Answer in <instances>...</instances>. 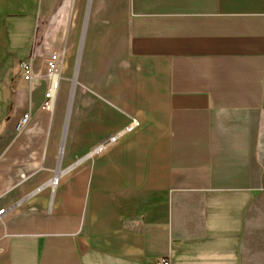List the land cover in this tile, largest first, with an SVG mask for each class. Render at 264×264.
I'll return each instance as SVG.
<instances>
[{
	"label": "crops",
	"instance_id": "1",
	"mask_svg": "<svg viewBox=\"0 0 264 264\" xmlns=\"http://www.w3.org/2000/svg\"><path fill=\"white\" fill-rule=\"evenodd\" d=\"M68 28L51 110L44 75L0 83V264H264V0H72Z\"/></svg>",
	"mask_w": 264,
	"mask_h": 264
},
{
	"label": "rangeland",
	"instance_id": "2",
	"mask_svg": "<svg viewBox=\"0 0 264 264\" xmlns=\"http://www.w3.org/2000/svg\"><path fill=\"white\" fill-rule=\"evenodd\" d=\"M1 1L4 3V0H0V4ZM39 1L37 0L38 4H36V8L38 7L39 9L37 8V12L32 14L33 18H30V14L20 19L19 15L0 13V83L2 89L6 86L8 87L9 83L14 81L16 77L23 78L25 70L22 64L27 61L31 63L33 70L36 69L35 71L41 72L38 75L41 77L45 71L44 52L49 49L66 48L65 43L69 30L72 0H60L61 3H56L49 14L43 13L40 9ZM81 15L77 21V30L73 36L76 44L77 40L80 39L79 32L82 30L83 25ZM78 51L79 43L72 52V74L75 70L74 61L75 59L78 61L79 58ZM66 64L67 60H65ZM70 80L72 88V75ZM70 93L71 89H69V101Z\"/></svg>",
	"mask_w": 264,
	"mask_h": 264
},
{
	"label": "built area",
	"instance_id": "3",
	"mask_svg": "<svg viewBox=\"0 0 264 264\" xmlns=\"http://www.w3.org/2000/svg\"><path fill=\"white\" fill-rule=\"evenodd\" d=\"M64 57V49H49L44 52V77L46 79V85L44 88L43 93V100L41 103V108L45 110H51L54 105L56 93H57V82L54 80L58 74H60V68L62 66V61ZM23 69L25 70V78L30 79L33 76H38L39 74L36 73L33 68L31 67V63L29 61L24 62L22 64ZM30 118L29 111L23 113L19 120L17 121L15 128L17 130L24 127ZM117 138V134H113L109 136L107 139L101 140L96 147H94L89 155H95L98 153L103 152L110 143L114 142ZM9 207H2L0 208V218L2 215L7 212ZM155 264H171L169 257H159Z\"/></svg>",
	"mask_w": 264,
	"mask_h": 264
},
{
	"label": "water",
	"instance_id": "4",
	"mask_svg": "<svg viewBox=\"0 0 264 264\" xmlns=\"http://www.w3.org/2000/svg\"><path fill=\"white\" fill-rule=\"evenodd\" d=\"M89 3H90V0H89ZM88 13H89V7H88V9H87V15H86V19H85V22H84V25H83V31L85 30V27H86ZM82 39H83V35H82V37H81V41H80V45H79V53H80V51H81Z\"/></svg>",
	"mask_w": 264,
	"mask_h": 264
},
{
	"label": "bare ground",
	"instance_id": "5",
	"mask_svg": "<svg viewBox=\"0 0 264 264\" xmlns=\"http://www.w3.org/2000/svg\"><path fill=\"white\" fill-rule=\"evenodd\" d=\"M62 64H63V61H62ZM60 71H61V68H60ZM59 79H60V74H58L56 77H54V80L57 82V86H58Z\"/></svg>",
	"mask_w": 264,
	"mask_h": 264
}]
</instances>
